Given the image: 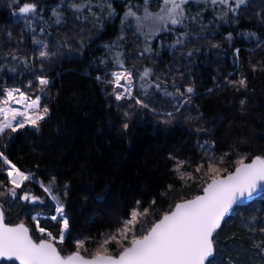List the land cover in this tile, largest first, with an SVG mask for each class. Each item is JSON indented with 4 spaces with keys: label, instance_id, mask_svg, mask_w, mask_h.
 Listing matches in <instances>:
<instances>
[{
    "label": "trees",
    "instance_id": "1",
    "mask_svg": "<svg viewBox=\"0 0 264 264\" xmlns=\"http://www.w3.org/2000/svg\"><path fill=\"white\" fill-rule=\"evenodd\" d=\"M109 1L115 16H107L98 29L93 30L90 24L72 17L65 27L56 28L54 35L49 37L53 42L48 51L53 55L43 62V68L51 81L45 100L51 111L40 131L26 128L13 134L12 141H9L8 133L0 136V148L9 145L5 154L21 170L35 173L37 179L45 183L56 175L61 187L64 183L70 185L73 191L66 210L74 220L71 230L77 237L99 238L101 233L111 232L137 201L143 206L139 211L149 208L150 212L156 213L149 217L150 226L153 219L181 197L190 199L195 195L199 190V174L196 182L179 181L172 171L174 161L169 160L170 154L192 162L191 166H185V172H192L195 164L201 162L198 142L204 144L207 141L209 145L214 142L216 157L232 152L224 164L229 168L234 167L240 155L264 154V70H261L264 65V0L249 1L228 23L207 13L206 21L212 19L216 23V33L212 34L209 27L210 33L191 38L194 54L190 58L174 59L162 52L157 59L160 70L156 72L157 77L166 79L169 85L175 79L182 91L193 86L191 103L184 106L171 124L160 123V117L147 109H137L128 121L127 132L122 127L123 112L132 109L126 102L117 106L110 95L112 88L106 84L110 79L107 68L111 64L101 65L100 60L108 59L104 45L117 41L128 5H139L143 0ZM25 2H36L42 9L43 18H47L61 0H19L21 5ZM10 4L11 0H0V65L16 64L18 72L11 74L7 67L0 71V92L4 87H23L28 79H34L33 72L41 67L36 61L29 71L23 64L5 59L12 50L20 57L38 54V48L32 42L33 34L26 32L24 24L14 21L13 12L17 9ZM197 12L202 14L201 9ZM9 32L11 40L7 38ZM229 33L232 34L231 41L226 39ZM245 33L256 35L247 37ZM53 36L59 39L58 42ZM164 39L165 35H162L152 44L155 46ZM81 40L88 43L83 50L78 47ZM60 43L66 44L67 52H58ZM213 44L219 47L214 48ZM196 49L200 51L195 52ZM236 49H240L238 57ZM141 59L143 61L144 57ZM257 61L261 65L252 71V64ZM97 76L102 79L98 81ZM241 76L247 79L246 89L238 90L227 83ZM241 100L245 101L243 105ZM153 104L158 110H172L170 104L164 106L157 101ZM189 116L193 119H187ZM197 128L205 131L197 132ZM5 179L6 176L0 174V180ZM169 184L174 186V191L165 199L161 194L167 191ZM88 186H95L93 195L101 194L106 188L111 191L102 204L91 197L85 203ZM27 188L36 195H44L35 184L29 183ZM154 199L156 205L153 208L150 202ZM0 205L7 223L23 221L37 240L41 234L35 230L32 215L50 216L55 211L54 202L50 200L44 205H31L0 197ZM253 216L257 217V223L252 227L264 226V193L248 206L236 207L232 220L223 225L218 236L217 250L224 248V255L231 254L235 264H264V254L253 247L254 242L264 240V234L249 232L247 227L241 226V218L247 222ZM41 226L58 235V223L41 219ZM58 247L63 248L65 254L74 250L71 239ZM86 247L92 251L96 244L89 243Z\"/></svg>",
    "mask_w": 264,
    "mask_h": 264
},
{
    "label": "snow or ice",
    "instance_id": "2",
    "mask_svg": "<svg viewBox=\"0 0 264 264\" xmlns=\"http://www.w3.org/2000/svg\"><path fill=\"white\" fill-rule=\"evenodd\" d=\"M153 2L154 0H143L142 5L130 3L121 19V24L128 27H131L134 22L133 35L137 40L141 36L144 38L145 47L140 52L141 56L144 53H152L153 40L160 39L162 35L175 34L179 30L178 26L186 29V20L198 22L197 17L187 15L186 9L190 0H160L158 10L155 12L151 10ZM207 2L208 0H205V3ZM210 3L224 8L218 18L228 23L231 18L238 16L239 10L246 5L247 0H210ZM10 7L17 9L13 15L24 21L25 29L32 30V42L37 46L38 54L30 58L20 57L16 54V50H12L6 54L5 59L10 58L11 61L23 64L29 71H32L36 61L41 64L39 70L33 72L34 79H28L23 87H5L0 92V136L7 132L9 141H12L13 134H19L26 128L39 132L42 123L46 122L50 116L51 110L45 100L46 90L51 81L45 73L43 62L49 60L53 54L48 51L50 41L37 39L35 35L33 27L35 18L40 16L41 21L43 20L42 9L38 7V4L25 2L21 5L19 0H11ZM62 7L63 4L52 9L57 25L64 23L62 13L58 10ZM69 7L75 13L85 8L91 12V5L86 2L77 3L76 0H72ZM107 9L111 17L114 14L111 3L107 4ZM44 31L45 29L41 27V34H44ZM189 35L187 31L180 32L170 47H183ZM244 35L253 37L256 34L245 33ZM7 38L12 39L10 32ZM226 39L231 41L232 34L229 33ZM125 40L126 37L121 35L117 41L104 45L111 56L113 68L117 69L110 72L111 78L106 81L112 88L110 95L118 107L126 102L128 108L132 109L131 112L128 110L123 112L125 118L123 129L127 132L130 127L128 121L137 109L151 111L160 117V123H173L184 106L191 103L194 87L189 85L182 91L181 86L174 79L173 91H169L166 79L161 77L151 79L155 72L149 67H144L138 74H134L132 69L125 66V58L120 51ZM63 46L66 44L61 45ZM87 46L88 44L83 40L78 44L81 50ZM212 47H219V45L213 44ZM239 52L240 49L235 50L237 57ZM193 54V51H189L187 56L191 57ZM108 63L107 58L100 60V64L105 66ZM257 65H261V62L252 64V71L257 70ZM5 67L10 73L18 72L16 64L0 65V71H3ZM261 70H264V65H261ZM96 79L99 81L102 78L97 76ZM137 81H139L138 85ZM227 83L238 90L247 88L245 76L228 80ZM156 94H162L175 101L171 111L156 108L152 102ZM240 103L243 105L245 101L241 100ZM187 119H193V117L189 116ZM196 131L205 130L197 128ZM8 146L5 144L0 148V165H2L0 174L6 176L5 180H0V189H2L0 197L11 198L12 201L20 200L31 205H44L50 200L55 205V211L50 216H44L43 213L32 215L35 230L41 234L39 240L34 238L32 230L23 221L15 224L7 223L4 208L0 205V258L9 261L10 264H235L231 254L224 255V248L217 250L220 231L224 224L232 220L236 206L244 204L245 201L251 202L258 194L264 193V154L240 155L235 160L234 167L229 168L224 164L232 152H224L216 157L214 142L211 145L207 141L204 144L198 142L202 152L201 162L195 164L192 172L183 170L185 166H191L190 160L169 155V160L174 161L172 171L179 181L196 182L197 174L200 176L199 190L190 199L181 197L174 205L163 210L158 218L153 219L150 226L149 217L155 216L156 213L150 212L149 208H144L143 212L139 211L143 206L140 201H137L127 217L119 220V226L111 232L101 233L99 238L77 237L71 230L74 220L66 210L70 206L69 197L73 191L70 185L64 183L61 187L56 175H52L45 183L44 180L37 179L35 173L21 170L5 154ZM29 183L38 185L44 195H36L31 189H27ZM61 191L63 199H61ZM95 191V186H88V194L84 197L85 203L91 197L96 203L102 204L111 190L106 188L101 194L93 195ZM173 191L174 186L169 184L167 191L161 195L166 199ZM155 205L154 199L150 202V206L154 208ZM41 219H50L58 223L60 226L58 235H53L51 231L42 227ZM256 223L255 216L247 222L241 218V226L247 227L249 232L259 231L264 234V226L258 228L251 226ZM68 239L72 240L74 250L65 254V250L58 245L65 244ZM89 243L96 244L94 250L89 251L86 247ZM253 247L264 254V240L254 242Z\"/></svg>",
    "mask_w": 264,
    "mask_h": 264
},
{
    "label": "rangeland",
    "instance_id": "3",
    "mask_svg": "<svg viewBox=\"0 0 264 264\" xmlns=\"http://www.w3.org/2000/svg\"><path fill=\"white\" fill-rule=\"evenodd\" d=\"M249 1H251V0H247V3L245 6L248 5ZM71 2H72V0H61V2L59 3V5L63 4L62 9H58L59 11H61L63 19H64V23H62L61 25H57L55 23V17L53 16L52 11L50 12L49 17L43 18L42 21L40 19V16H37L35 18V21L33 23V27L35 28V34H37L36 38L37 39H45L46 41H50L49 48H50L51 43L53 42L52 40H50L49 37L54 35V30L56 28H59V27H65L67 21L69 19H71L72 17H74L75 20H77L81 23H86L88 25L90 24L93 30H96V28L98 29L101 26V24H103V20L107 16L109 17V12L107 9V4L110 3L109 0H76L77 3L86 2V3L91 5V12H89L88 9L85 8L79 13H75L69 7V4ZM159 2H160V0H154V2L152 3L151 10L153 12L158 10ZM142 4H143V2L139 5H142ZM200 9L202 10V12H201L202 15L199 12H197ZM186 11H187L188 16L197 17L198 22H190V21L186 20L185 21V24L187 25L186 29L178 26V29H180V31H177L175 34L165 35V39L163 41L162 40L158 41L157 45H155V46L152 44V53L151 54L144 53L143 56L140 55V52L145 47L144 38L141 36L137 40L136 37L133 35V29L135 27L134 22H133L131 27H128L126 25L121 24L119 37L121 35H124L126 37V40L123 42L122 47L120 48V51H122L123 56L125 58V66L132 69L134 74H138L140 71L143 70L144 67L152 68L155 72V75L152 76L151 79L155 80L157 77L156 72H160V70L158 69V60L157 59H160L162 52H166V54L169 55L170 58H174V59L178 58V57H182L184 59L190 58L187 56V53L189 51H194L193 49H191V46H192V44L190 43L191 38H198V37L201 38L204 34H206L210 30L209 27H211L212 34L216 33V30H217V27L215 26L216 23L214 24V21L212 19L211 20L208 19V21H206V14L210 13V15L213 17H215V16L219 17L220 14L224 11V8L221 6H218V5L213 6L210 3V0H208L207 3H205V0H190L189 4L187 5ZM41 15H42V12H41ZM114 16H115L114 14L111 15V18ZM42 17H43V15H42ZM97 17H99V19H97ZM14 21L24 24V21L22 19H20L18 16H14ZM41 27H43L45 29L44 34H41V32H40ZM182 31H187L190 33V35L187 38V43L183 47H181V46H177L176 48L170 47V45L173 44V42L176 38V35H179V33ZM26 32L29 34H33L31 29H26ZM208 33H210V31ZM53 38H54V36H53ZM54 39H56V38H54ZM131 39H132V42H131ZM58 40L56 39L55 41L58 42ZM133 43L138 44L139 46L136 47V46H134ZM86 44H88V43H86ZM162 44H163V46H162ZM57 48H58V52L60 51V53L67 52V49L65 46L61 47V43L58 45ZM141 57H144L143 61H142ZM108 61H109L108 64L109 65L111 64V66L107 68V70L109 69L107 74L109 75V78H111L110 72L113 70H117V69L113 68L112 63H111V56L109 53H108ZM2 65H5V64H2ZM11 74H15V73H11ZM138 83H139V81H137V85H138ZM167 85H168V90L173 91L172 85H169V84H167ZM154 101H157V102L161 103V105H164V106L166 104H170L171 106H173V104L175 103L174 100H172L169 97H165L162 94L154 95L152 102H154ZM149 112H151V111H149ZM27 189H29V188H27ZM31 220H32V218H31ZM32 222L35 223L34 221H32ZM37 233L40 234L39 232H37Z\"/></svg>",
    "mask_w": 264,
    "mask_h": 264
},
{
    "label": "water",
    "instance_id": "4",
    "mask_svg": "<svg viewBox=\"0 0 264 264\" xmlns=\"http://www.w3.org/2000/svg\"><path fill=\"white\" fill-rule=\"evenodd\" d=\"M262 194H263V193L258 194L257 197H255L253 201L259 199V198L261 197ZM253 201H251V202H249V201H245L244 204L239 205V206H236V207H245V206H248V205L251 204ZM1 262H9V261H7V260H3L2 258H0V263H1Z\"/></svg>",
    "mask_w": 264,
    "mask_h": 264
}]
</instances>
